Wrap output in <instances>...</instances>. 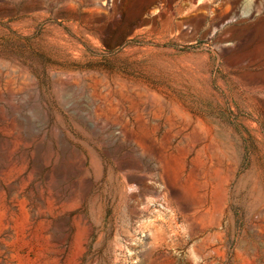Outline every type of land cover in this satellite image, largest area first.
<instances>
[{
	"label": "rangeland",
	"instance_id": "1",
	"mask_svg": "<svg viewBox=\"0 0 264 264\" xmlns=\"http://www.w3.org/2000/svg\"><path fill=\"white\" fill-rule=\"evenodd\" d=\"M0 264H264V0H0Z\"/></svg>",
	"mask_w": 264,
	"mask_h": 264
}]
</instances>
